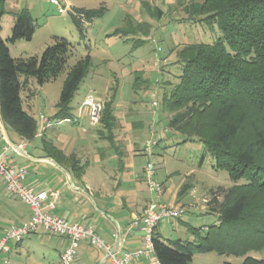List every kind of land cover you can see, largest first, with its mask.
Instances as JSON below:
<instances>
[{"label": "trees", "instance_id": "obj_1", "mask_svg": "<svg viewBox=\"0 0 264 264\" xmlns=\"http://www.w3.org/2000/svg\"><path fill=\"white\" fill-rule=\"evenodd\" d=\"M190 8L194 21L219 32L213 43H187L178 51L179 81L164 94L163 104L172 113L168 126L183 132L184 142L200 140L215 169H226L234 180L244 178L245 183L211 191L206 206L218 216V223L206 233L192 229L196 240L190 241L168 239L154 231V251L160 264H191L196 254L210 252L242 256V264H264V257L249 255L264 250V0H195ZM68 11L85 37V23L102 17L107 7L70 6ZM4 14L1 9L0 114L5 124L32 140L38 121L24 106L22 92L28 81L35 78L43 85L67 71L54 116L72 118L71 103L92 58L88 54L68 67L75 46L59 35L41 55L14 57L8 42L31 40L37 24L27 8L21 9L13 14L11 35L5 40L1 35ZM103 109L101 132L112 145L118 122L115 104L106 102ZM45 148L77 175L83 172L78 160L64 157L50 144Z\"/></svg>", "mask_w": 264, "mask_h": 264}, {"label": "rangeland", "instance_id": "obj_2", "mask_svg": "<svg viewBox=\"0 0 264 264\" xmlns=\"http://www.w3.org/2000/svg\"><path fill=\"white\" fill-rule=\"evenodd\" d=\"M66 2L69 7L97 8L105 5L107 12L93 22L85 23V37H81L69 11L60 13L51 0H0V10H5V17L1 21V28L6 32L5 40L6 36L11 35L15 12L27 8L37 24L31 40L8 42L12 56L41 55L52 44L54 35L67 38L75 46L68 67L86 55H91V66L71 106L77 110L84 97L92 90L101 99L104 108L106 102L115 104V114L122 122H134L135 132H141L137 140L138 148L144 151L148 142H156L149 154L126 156L125 162L129 164L128 169L133 171L132 174L144 171L143 167L148 162L153 163L156 177L164 182L166 188L163 201L184 210L180 217L161 222L162 235L168 239L195 241L192 229H199L204 234L209 226L218 223V216L204 207L207 202L204 203V198L209 199L211 191L218 187L227 189L243 185L245 179L234 180L226 169H215L213 157L200 140L195 138L184 142L186 135L183 132L169 128L172 113L163 102L164 94H168L179 81L178 51L187 43H213L218 36V28L215 27L213 31L208 25L197 23L191 18L193 16L189 9L191 10L190 5L195 0ZM66 74L67 71L56 80L45 83L43 89L32 78L39 91L32 103L31 114L38 120L39 126L40 114L56 119L52 113L54 104L59 100ZM154 101L158 103L157 106L153 105ZM103 115L104 109L101 119ZM120 120L115 123V138L124 132ZM81 123L87 128L95 129L89 123V117L81 118ZM98 126L101 127V124ZM106 133L107 136L109 132ZM120 141L117 150L123 154L125 142ZM261 159L264 160V152ZM127 177L128 175H124L125 179ZM193 189H196L194 195ZM189 190L192 196L188 195ZM34 250L36 255L32 251L28 254L26 250H22L21 255L14 254L9 259L10 264H50L49 252H42L37 248ZM43 253H46V257ZM249 255L262 258L264 250L251 251ZM199 257L194 264H242L244 260L242 256L218 252Z\"/></svg>", "mask_w": 264, "mask_h": 264}, {"label": "crops", "instance_id": "obj_3", "mask_svg": "<svg viewBox=\"0 0 264 264\" xmlns=\"http://www.w3.org/2000/svg\"><path fill=\"white\" fill-rule=\"evenodd\" d=\"M4 33L2 28L1 35L5 39ZM38 91V86L30 79L22 92L25 109L30 114ZM31 93L34 96L29 97ZM84 100L85 97L77 110L72 107V118L53 119L48 116L53 120V125L43 135L36 134L32 140L25 139L5 124L0 114V154L5 153L10 163L26 168V183L35 190L60 192L57 205L51 210L53 214L92 226L117 255H122L126 251L144 247L142 224L134 226L132 221L135 216L143 215L155 198L148 189L143 170L132 174L133 171L128 169L129 164L125 162L126 156L145 155L137 147L141 132H135L134 122H122L118 118L124 132L111 145L98 126L100 122L93 125L89 121L95 126L94 130L82 125L81 118L89 117V108L84 105ZM57 102L52 114L57 112ZM120 140L125 142L123 154L117 150ZM46 144L59 150L64 157L78 160L84 166L83 172L77 175L68 164L60 163L47 152ZM124 175L128 177L125 179ZM164 190L166 193L165 185ZM188 195L192 196L190 190ZM207 199L204 198V203ZM204 207L207 209V206ZM30 217V206L10 195L4 180L0 178V236L10 225L22 224ZM155 232L162 235L160 225ZM67 245L66 237L39 229L20 243H11L9 251L0 255V261L1 264H10L11 256L21 255L22 250L28 254L32 251L36 255L34 249L37 248L50 253V264H61V253ZM212 253L196 254L191 264H194L197 257ZM43 254L46 257V253ZM76 260L77 264H111L107 251L92 245L88 238L81 241ZM157 260L155 252H152L135 260L133 264H155Z\"/></svg>", "mask_w": 264, "mask_h": 264}, {"label": "built area", "instance_id": "obj_4", "mask_svg": "<svg viewBox=\"0 0 264 264\" xmlns=\"http://www.w3.org/2000/svg\"><path fill=\"white\" fill-rule=\"evenodd\" d=\"M51 2L58 7L60 13H65L70 8L66 0H51ZM157 104L156 101L153 102L154 106H157ZM84 105L89 108L90 123L93 125L99 123L104 104L94 91L91 90L87 93ZM39 118L41 124L38 125L36 134L41 136L48 127L53 125V120L44 114H40ZM155 144V141L148 142L144 150L145 154H149ZM143 173L148 189L155 198L154 202L145 209L143 215L134 217L132 224L134 226L142 224L144 247L117 255L113 251V247L107 244L92 226L81 222H72L66 217L53 214L51 210L56 207L60 192L58 190H35L26 183V168L10 163L6 158V154L1 153L0 178L4 180L10 195L30 206L31 217L22 224L10 225L0 236V255L9 251L11 243H20L39 229L68 239V245L61 253V264H77L76 259L81 241L86 238L90 240L92 245L107 251L111 264H133L135 260L142 256L155 252L152 240L155 228L164 219L181 216L184 210L173 203L163 201L164 184L156 177V169L153 163L148 162ZM195 193L196 189H193L192 194ZM155 264H160V262L157 260Z\"/></svg>", "mask_w": 264, "mask_h": 264}]
</instances>
